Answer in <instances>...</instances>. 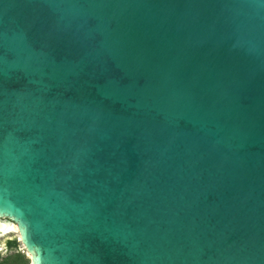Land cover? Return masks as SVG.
<instances>
[{
  "label": "water",
  "instance_id": "obj_1",
  "mask_svg": "<svg viewBox=\"0 0 264 264\" xmlns=\"http://www.w3.org/2000/svg\"><path fill=\"white\" fill-rule=\"evenodd\" d=\"M0 218L31 264H264V0H0Z\"/></svg>",
  "mask_w": 264,
  "mask_h": 264
},
{
  "label": "flooded vegetation",
  "instance_id": "obj_2",
  "mask_svg": "<svg viewBox=\"0 0 264 264\" xmlns=\"http://www.w3.org/2000/svg\"><path fill=\"white\" fill-rule=\"evenodd\" d=\"M30 257L24 248L17 225L0 218V264H25L22 260Z\"/></svg>",
  "mask_w": 264,
  "mask_h": 264
},
{
  "label": "trees",
  "instance_id": "obj_3",
  "mask_svg": "<svg viewBox=\"0 0 264 264\" xmlns=\"http://www.w3.org/2000/svg\"><path fill=\"white\" fill-rule=\"evenodd\" d=\"M22 263L28 264L29 263V260L23 258Z\"/></svg>",
  "mask_w": 264,
  "mask_h": 264
}]
</instances>
